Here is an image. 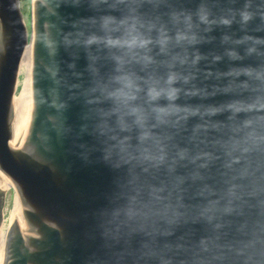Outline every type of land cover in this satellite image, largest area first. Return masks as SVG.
I'll return each instance as SVG.
<instances>
[{"label":"clouds","instance_id":"1","mask_svg":"<svg viewBox=\"0 0 264 264\" xmlns=\"http://www.w3.org/2000/svg\"><path fill=\"white\" fill-rule=\"evenodd\" d=\"M101 2L120 15L101 17L98 32L44 47L78 42L98 50L85 95L91 134L103 162L123 175L108 234L128 245L139 238L144 264H226L250 244L264 245V35L253 34L264 33V10L246 2L213 18L201 3L195 13L164 18L144 15L142 0ZM233 23L241 35L222 34L227 47L213 60L227 59L230 67L218 78L235 80L245 99L223 108L188 103L185 97L203 94L196 80L205 57L192 51L201 33ZM51 76L59 85V72ZM224 114L223 124L204 122ZM189 230L190 243L173 242Z\"/></svg>","mask_w":264,"mask_h":264},{"label":"water","instance_id":"2","mask_svg":"<svg viewBox=\"0 0 264 264\" xmlns=\"http://www.w3.org/2000/svg\"><path fill=\"white\" fill-rule=\"evenodd\" d=\"M246 2L253 10L257 5L264 10V0H142L141 11L166 18L173 11L195 13L205 3L213 18H218L237 12ZM119 15L101 0H28L25 15L20 0H0L2 264H144L139 238L128 245L123 238L116 242L108 234L113 228L108 212L114 206L117 179L123 175L103 162L102 149L91 134L85 95L97 67L98 50L78 42L58 50L44 47L50 40L59 42L67 36L75 41L80 34L98 32L101 17ZM256 23L249 25V31ZM222 34L239 36L241 32L236 23L213 25L209 32L201 33L203 41L192 49L205 57L198 65L196 80L203 94L185 97L188 103L223 108L245 99L235 80L218 78L230 67L227 59L213 60L227 47L221 43ZM56 71L59 85L51 76ZM225 121L226 114L204 122ZM11 125L17 148L8 142ZM12 181L21 198L19 210L13 206ZM17 211L23 212V233L15 221ZM192 239L191 230L172 238L185 243ZM226 264H264V245L250 244L242 258L229 255Z\"/></svg>","mask_w":264,"mask_h":264},{"label":"bare ground","instance_id":"3","mask_svg":"<svg viewBox=\"0 0 264 264\" xmlns=\"http://www.w3.org/2000/svg\"><path fill=\"white\" fill-rule=\"evenodd\" d=\"M8 142H9V145L11 147L17 148L15 134H14V129H13L12 125H11V137H10ZM12 201H13L14 209L19 210V209L22 208L21 198H20V195H19V192H18L16 186H15V192H14V196H13ZM15 221L18 223V225L20 227V230L23 233V230H24V216H23V212L22 211H17L16 212Z\"/></svg>","mask_w":264,"mask_h":264},{"label":"rangeland","instance_id":"4","mask_svg":"<svg viewBox=\"0 0 264 264\" xmlns=\"http://www.w3.org/2000/svg\"><path fill=\"white\" fill-rule=\"evenodd\" d=\"M27 4H28V0H20V7H21V11H22L23 15H25V13H26ZM12 183L14 184L13 181H12ZM14 186H15V184H14Z\"/></svg>","mask_w":264,"mask_h":264}]
</instances>
